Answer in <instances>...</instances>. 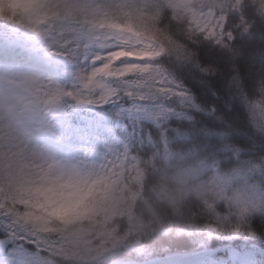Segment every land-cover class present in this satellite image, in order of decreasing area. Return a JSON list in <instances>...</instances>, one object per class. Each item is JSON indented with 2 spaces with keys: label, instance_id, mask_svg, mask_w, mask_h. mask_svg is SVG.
Listing matches in <instances>:
<instances>
[{
  "label": "rangeland",
  "instance_id": "obj_1",
  "mask_svg": "<svg viewBox=\"0 0 264 264\" xmlns=\"http://www.w3.org/2000/svg\"><path fill=\"white\" fill-rule=\"evenodd\" d=\"M15 16L14 11L11 15L5 16L3 9H0V18H15ZM128 30L135 32L130 25ZM46 31L47 35L40 36L19 24L0 20V53H13L7 58L8 63L0 60V108L20 103L23 95L21 90L15 87L19 78L36 76V79H39L42 77L41 71L22 60L24 57L32 64L45 66L48 73L47 85L63 93L55 100L49 98L48 101H44V98L50 97L51 93L40 89L38 97L30 99L16 111L14 131L27 151L41 162L74 174L98 175L110 190L104 193L105 197H108L111 192L118 194L111 195V203L107 207L86 208L82 212L73 214L61 212L59 209L56 211V219L60 223L77 227L72 231L74 239H76L89 232L112 227L114 218L119 215H130L133 211L132 207L139 196L138 193H135V188H142L134 184H125L121 174L109 173L105 175L99 172L102 167L107 166L109 161L123 159L126 154H130L129 141L134 140V136L129 130L130 126L135 123H149L155 127H162L170 119L180 117L182 113L180 110L166 105L152 103L151 101L156 97L145 98L146 93L140 89L147 82V74L140 73L137 77L132 78L133 74L131 73H135L133 69L121 74H129L127 76L101 75L94 78L91 83L88 81L91 73L96 68L103 66L104 61L100 58L105 57L106 60L107 52L117 49L116 43L108 42L112 39L111 37L100 36L91 29H85L82 25L76 26L64 22H58ZM135 34L146 39L136 32ZM159 54L158 45L153 43L150 47L146 46L145 50L117 53L112 57V61H117L114 64V67H117L120 62L118 60L125 56L137 60H146L154 59ZM105 67L111 71V64ZM67 93H72V95L69 96ZM66 100L74 101L79 108L73 114L76 115L77 125L80 127L78 131L74 130L71 119L64 113L63 104ZM115 104H119L118 115L113 127L106 131V123L103 117L95 114L92 108ZM77 138L79 139V148L75 149L72 144ZM136 140H140V144L144 143L142 138L138 137ZM146 141L152 144L151 139L148 138ZM165 148L167 147L165 146ZM13 155L9 153L8 157L11 159ZM168 157L167 154L165 159ZM3 158L4 153L0 152V159ZM65 166L68 167L65 168ZM256 169L249 174L236 175L235 177L226 174L212 175L207 180L201 178L203 177V175L201 176L203 170L201 174L198 170L196 174L187 176L184 182L187 184L192 181L191 184L194 186L204 183L214 184L217 187H228L231 192L254 191L255 199L251 202L247 213L262 212L264 200L257 198L256 193L258 191L257 185L262 181L260 178L264 179V173L259 170L260 167ZM254 175L255 177H252ZM121 202H123V206H121ZM214 214V224L200 231L204 240L201 247L213 238L231 244L237 242L240 244L239 246L230 245L218 257L208 259L205 256L206 251L203 250L189 257L172 255L142 263H119L108 262V250L100 257L83 263L264 264V251L254 245L245 244L248 242V237L242 227L237 225L233 228L231 225L236 224L230 222L228 228H222L218 231L216 230V225L219 223L218 215L228 217V219L229 215L217 212ZM97 216L101 219L96 220ZM131 226L133 227V224ZM25 228L9 230L7 241L12 243L10 251L7 252L0 242V264H56L52 262L51 257L69 259L58 257L52 252V245L46 241L31 239L30 237L34 236L35 233L27 227ZM160 230L166 232L163 228ZM187 232L191 231L187 229L180 231V233ZM120 243L114 247H118ZM43 253H47L49 256L45 257ZM212 253L215 254L217 251Z\"/></svg>",
  "mask_w": 264,
  "mask_h": 264
},
{
  "label": "trees",
  "instance_id": "obj_2",
  "mask_svg": "<svg viewBox=\"0 0 264 264\" xmlns=\"http://www.w3.org/2000/svg\"><path fill=\"white\" fill-rule=\"evenodd\" d=\"M91 2L110 3L115 5L114 9L119 14L124 15L120 3L148 4L156 3L157 0H91ZM256 3L257 0H245L243 18L239 14L229 15L226 26L235 34L232 51L209 40L186 44L187 38L183 37L178 42L182 47H187L193 57L192 60L178 59L174 53H169L154 61L140 62L148 65H131L121 73L125 74L132 69L135 73H144L151 67H158L187 90L191 96L187 103H194L195 107L190 111H183L185 102L178 97L154 98L152 103L180 110L181 116L170 119L162 127H155L149 123H135L130 126L129 130L134 136V140L129 141L131 155L147 161L154 156H163L166 146L169 150V157L168 159L162 158L161 163L157 159L155 171L148 168L145 187L141 190L135 188V192H140V195L132 207V213L119 215L112 220V226L119 225L120 236L124 238L118 247L109 249L108 262L142 263L172 255L192 256L203 250L206 251L205 256L211 259L222 255L230 245H240L239 242L231 244L213 238L201 247L204 240L200 231L214 224L215 214L206 211L199 201L191 203V211L183 220H176L170 214L166 216L163 226L166 232H162L161 227H156L143 233L127 235L126 227L129 226L128 222L134 223L138 205L146 200L148 194L150 195L164 185H187L192 181L185 184L186 177L196 174L198 170L200 174L203 170L202 179L207 180L212 176L208 174L201 160L182 158V153L191 152L195 158L205 149L210 148L217 151L221 157V171L227 172L225 174L232 177L249 174L253 168L264 164V133H261L255 126L258 120V107H264V21H261L255 9ZM133 16L144 25L143 29L136 33L157 44L154 33L155 17L142 16L139 13H134ZM168 27L174 37L180 36V29L176 25L172 24ZM133 30L135 31V28ZM7 56L3 55V58ZM129 62L135 63L136 61ZM197 65L211 68L214 74H206ZM124 66H127L124 60L117 65V67ZM138 75L133 74L131 77L135 78ZM76 108L77 106L72 101L68 100L64 104L66 114L74 112ZM118 110L119 104L95 107V111L103 116L107 130L113 127ZM184 116H190L191 119L182 118ZM73 126L75 131L79 129L75 119ZM138 137L142 138L143 144H140V140H136ZM148 138L152 140V144L147 143ZM73 147L79 148L78 138L75 139ZM232 149L239 150V158ZM246 165L252 167H246ZM234 169H242L243 173L234 174L231 172ZM260 180L262 181L257 185L256 195L257 198L264 200V179L260 178ZM56 211L58 209L51 213L55 218ZM216 212L228 214L229 221L236 225L243 223L242 229L248 237V242L245 244L255 245L264 250V210L245 214L243 221L234 204L229 205L222 202L216 206ZM121 217L127 218V226L119 223L122 220ZM24 219L26 224L41 233L61 234L75 240L72 231L77 227L61 223L62 227L59 228H37L35 218L24 216ZM25 227L18 226V230L26 229ZM10 229L14 227L10 226L7 219L0 216V242L7 252L12 247V244L6 242ZM184 229L191 232L180 233ZM216 251L217 253H212ZM43 255L49 256L47 253ZM51 258L56 264H82L76 260Z\"/></svg>",
  "mask_w": 264,
  "mask_h": 264
},
{
  "label": "snow or ice",
  "instance_id": "obj_3",
  "mask_svg": "<svg viewBox=\"0 0 264 264\" xmlns=\"http://www.w3.org/2000/svg\"><path fill=\"white\" fill-rule=\"evenodd\" d=\"M120 8L124 14L132 17L134 13H139L142 16H154L155 26L154 33L157 38L158 48L160 54L154 59L137 60L132 57H122L120 60H124L127 66L114 67L115 62L112 61L113 53H120L122 51H137L138 47H133L129 44L124 43L117 35L111 31H107L100 27H94L89 21L93 18L90 13H95L96 17L103 15L97 10L98 3L92 2V7L89 12L83 14H77L74 17L68 19H53L51 26L58 22H64L73 24L76 26H83L85 29H91L94 33H98L100 36L111 37L108 42L116 43L117 49L110 50L105 57L100 59L103 62V66L96 68L91 75L88 77V81L91 83L94 78L104 76H127L121 75L125 69L134 64H140L141 66L148 65L147 63H140L142 61H154L157 58L174 53L178 59L192 60L191 53L187 50V47H182L181 43L178 42L186 37V44H194L201 40L213 41L215 44L222 48L232 51V42L235 40V34L227 26V20L229 15L239 14L243 18V10L245 8V0H157L156 3L140 4L133 2L120 3ZM115 8V5H113ZM255 9L259 14L261 21H264V0H257ZM2 21H8L13 24H19L33 32H36L40 36L47 35V31L43 29L32 28L22 24L16 18H0ZM246 23V22H245ZM176 25L180 29V36L174 37L169 31V25ZM136 61L130 63L129 61ZM111 64V71L105 66ZM201 68V71L208 75H213L214 71L211 68L197 65ZM140 74V73H131ZM142 74H147V82L142 89V92L146 93L147 99L152 97H178L185 102L183 111H190L195 107L194 103H187L191 99V96L187 93L178 82L172 79L169 75L163 72L158 67H151L150 70H146ZM26 85L27 91L30 96H23L19 104L0 108V152L4 153V158L0 159V186H4L10 182L9 173L12 171L14 166H18L21 163L27 164L31 161L27 158L26 148L20 139L16 136L14 131V117L16 111L22 108L30 99L39 96V89H44L51 93L50 97H45L44 101H48L49 98L55 100L58 96L63 95L56 89H53L50 85H47L39 79L21 77L15 86ZM132 94V93H129ZM71 96L72 93H67ZM91 102V101H89ZM184 119H191L190 116L182 117ZM256 128L264 133V107H258V120ZM235 152L237 158H239V150L232 149ZM14 154L10 159L8 154ZM168 154L167 148H165L163 156L143 161L139 157L126 154L123 159H117L109 161L107 166L102 167L99 172L107 175L109 173L113 175L121 174L123 182L128 185H137L140 188H144V182L147 175V170L150 167L152 171L156 170L157 159L161 163L162 158H165ZM187 157L189 159L201 160L208 174L211 175H222L227 172H222L221 157L219 152L212 149H205L201 155L193 158L192 153H182V158ZM226 166V165H224ZM246 167H252L246 165ZM257 170L253 168V171ZM264 173V164L259 169ZM232 173H243L242 169H234ZM222 202H226L229 205L232 203L228 200L216 198L212 200L199 201L204 206V209L208 212L215 213L216 206ZM251 203H246L242 207H237L241 221L245 214L249 211ZM254 210V209H253ZM0 216L4 217L9 221L10 226L18 230V226H26L30 231L34 232L35 235L30 238L33 240L41 239L52 245V252L60 258H69L70 260L90 261L92 259L100 257L103 253L107 252L111 247H114L120 243L124 237L120 236V226L115 225L107 227L100 231L89 232L88 234L78 237L73 240L70 237L61 234H44L37 231L32 226L26 224L24 219L23 206L19 204L14 198H12L8 192L0 191ZM120 219L127 220L126 217ZM219 223L216 225V230L222 228H228L230 221L228 217L219 216ZM127 228V235L133 233H143L142 230L131 226L130 222ZM243 227V223L239 225ZM163 228V225L160 226ZM235 228L237 225H231Z\"/></svg>",
  "mask_w": 264,
  "mask_h": 264
},
{
  "label": "clouds",
  "instance_id": "obj_4",
  "mask_svg": "<svg viewBox=\"0 0 264 264\" xmlns=\"http://www.w3.org/2000/svg\"><path fill=\"white\" fill-rule=\"evenodd\" d=\"M91 0H2L0 9L8 16L14 11L16 20L32 28L48 30L53 19H68L77 14L89 12ZM103 15L96 17L90 13L89 21L94 27H100L113 32L124 43L138 50H145L153 42L135 34L144 25L135 16L119 14L110 3L98 4L97 10ZM131 25L135 32L128 30ZM113 53L112 55H116ZM21 90L23 96H30L26 85L15 86ZM27 158L31 163H21L14 166L9 173L10 182L0 186V191H6L23 206L24 216L35 218V226L62 227L61 223L51 215L54 209L69 214L82 212L86 208L99 209L111 203V192L108 197L105 192L110 190L104 180L93 174H74L56 166L41 162L27 150ZM228 200L237 207L251 203L255 199V192L235 191L228 187H217L204 183L193 186L191 183L182 186L164 185L157 191L148 194L146 200L138 205L133 227L143 232L164 226L165 217L169 214L176 220H183L191 211L193 201L212 199ZM123 206V202H121ZM101 217L97 216L96 220ZM122 226H127L126 220H121Z\"/></svg>",
  "mask_w": 264,
  "mask_h": 264
},
{
  "label": "bare ground",
  "instance_id": "obj_5",
  "mask_svg": "<svg viewBox=\"0 0 264 264\" xmlns=\"http://www.w3.org/2000/svg\"><path fill=\"white\" fill-rule=\"evenodd\" d=\"M26 114V113H25ZM35 125V124H34Z\"/></svg>",
  "mask_w": 264,
  "mask_h": 264
}]
</instances>
